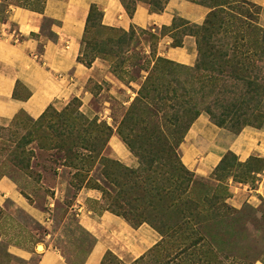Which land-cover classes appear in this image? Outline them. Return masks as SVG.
<instances>
[{
    "label": "rangeland",
    "instance_id": "rangeland-1",
    "mask_svg": "<svg viewBox=\"0 0 264 264\" xmlns=\"http://www.w3.org/2000/svg\"><path fill=\"white\" fill-rule=\"evenodd\" d=\"M42 2L1 0L0 19L5 20L8 5L38 10ZM199 3L208 11L204 23L176 32L178 37L181 31L195 37L192 66L157 56L153 33L102 27L93 10L78 60L96 71L83 94L60 110L47 109L42 123L19 112L9 126L0 127L10 128L0 130V179L12 181L43 218L9 200L0 206V264H35L36 257L23 260L12 251L41 253L43 243L59 250L70 264H81L94 240L79 226L77 213L82 208L98 215L113 202L130 222L154 229L165 225L163 241L159 234L160 241L130 264H264V159L241 162L227 152L209 175L200 176L181 159L184 125L171 120L176 110L180 120L188 118L180 116L188 102H202L203 108L214 96L236 105L264 104V75L254 73L264 71L261 11L245 0ZM228 66L232 69L226 72ZM250 78L254 82L242 97V80ZM223 89L230 93L227 97L218 95ZM171 104L176 109H168ZM247 122L259 128L264 116ZM93 139L98 145L91 153L82 144ZM159 141L173 146L175 157L163 153L156 162L148 159L153 142ZM67 144L71 155L59 149ZM18 155L28 169L7 162ZM85 191L97 192L98 200L86 197ZM176 218L182 219L183 236L171 231V219ZM103 262L123 264L110 254Z\"/></svg>",
    "mask_w": 264,
    "mask_h": 264
},
{
    "label": "crops",
    "instance_id": "crops-1",
    "mask_svg": "<svg viewBox=\"0 0 264 264\" xmlns=\"http://www.w3.org/2000/svg\"><path fill=\"white\" fill-rule=\"evenodd\" d=\"M158 1L161 11H156L151 0H46L40 13L8 5L5 20L0 19V127L9 126L19 112L35 120L47 107L60 110L71 98L83 94L96 71L78 61L92 8L99 12L102 27L153 33L157 37V56L192 66L197 56L195 37L186 33L181 46L174 47L172 33L179 28H173V23L182 20L185 26H200L207 9L199 0ZM245 1L260 7V24L264 28V0ZM127 5L133 8L132 14L127 12ZM179 149L185 166L200 176L209 175L227 152L241 162L250 157L264 159V122L259 128L245 126L235 134L200 114ZM197 159L203 160L201 165L195 164ZM84 195L94 200L99 197L92 191ZM7 200L34 218L43 219L16 185L2 178L0 206ZM76 216L79 226L94 240L81 264H104L107 254L130 264L161 239L149 225L133 228L106 211L93 215L81 208ZM42 248L41 253L17 249L12 253L23 260L36 257L35 264H70L55 247L43 243Z\"/></svg>",
    "mask_w": 264,
    "mask_h": 264
},
{
    "label": "trees",
    "instance_id": "trees-1",
    "mask_svg": "<svg viewBox=\"0 0 264 264\" xmlns=\"http://www.w3.org/2000/svg\"><path fill=\"white\" fill-rule=\"evenodd\" d=\"M45 1L46 0H43L42 5H41V7L38 10H33V9L29 8L28 6H26L24 4L15 3L14 5L16 7H20V8H24V9H28V10H33L35 12L40 13L42 11V6H43ZM151 2L153 3L156 11H161V8H160L158 0H151ZM126 8H127V12L129 14L133 13V8L129 7L128 5L126 6ZM93 10L97 12V10L95 8H92L89 11L85 29H86L87 25L91 22V18H92V14H93L92 11ZM98 14H99V12H98ZM175 21H180L181 25L180 26H176L175 25ZM175 21L173 23V28L177 29V28H179L181 26H185V22L184 21H182V20H175ZM132 30L133 29H131L130 31H132ZM176 32H177V30L172 33L173 46L174 47H180L181 44H182V36L185 35L188 32L181 31L179 37L176 34ZM190 35H192V34H190ZM225 63L226 62L222 63V65H225ZM86 67H88V66H86ZM231 69H232V67L228 66V70L226 72L231 71ZM232 71H234V70H232ZM262 72H263V75H264V71L263 70L254 69V73L256 75L262 74ZM249 73L251 74L252 71H249ZM250 79H251V81L248 79V80H246L247 82L243 81L244 79L242 80L243 83L241 84V87H242V89L244 88L246 92L244 94H240V96L244 97V96H246V93L249 92L247 90L249 89L250 85H252L253 82H254V78H250ZM172 93L174 94V90H172ZM173 94H172V96H173ZM224 94L227 97L230 93L223 89L221 92H219L218 95L224 97ZM201 103L202 102H200V104H199L198 102H194V101H191V102L187 103V106L184 107L181 110V115H180L181 117H185V116L188 117V118L186 117L187 119H184V121L180 120V117L177 115L178 114V110H176V112L174 113V116H173V118L171 120L174 121L173 122L174 125L177 124V123L184 125L183 126L185 128L184 135L187 133V131L190 128V126L192 125V123L197 119V117L202 112L207 114L209 116V119H211L216 124V126L219 125L218 127L221 126V128L222 127H228L230 132L235 133V134L239 133L240 130L243 127H245V126L254 127V125H252V122H247V121H250L251 119L255 120V119L259 118V117H263L264 116V104L261 105V106H257V105L249 104L248 102L244 104V103L238 101V104L236 105L234 103H228L226 100L219 101L218 97L216 98L215 96H214V99L210 102V104H208L207 106H203V108H201V106H200V105H202ZM49 108L52 109L51 106L47 107L45 109V111L43 112V114L38 118V120L35 121V123H42L43 122L41 120L46 117V115L48 113L46 110L49 109ZM168 109L173 110V109H176V108H174L173 104H171V105L168 106ZM234 109L236 111H239L240 113L238 115L234 116V114H233V112L235 111ZM216 111L217 112L220 111L222 114H219V115L216 116V115L213 114ZM184 113H185V115H183ZM260 127H261V125H260ZM256 128H258V127H256ZM9 129L10 128H0V130H9ZM105 137H108V133H107V135ZM72 140L73 139L71 137V140L69 141V143H72ZM95 140L96 139H93L90 143H83L82 144L83 149H85V150L92 149V150H90V152L93 153L94 152L93 151L94 147L98 145V142L97 141L95 142ZM68 144L65 145V146H60L59 149H61V151H63L67 155H71L70 153H72V150H71L72 146L71 145L68 146ZM152 148L154 149V151H152V152L149 151V155H147V158L152 160V161H154V162H156L157 161L156 159L159 157V155L163 154V153H165L166 155L169 154L170 156H172V157L174 156L175 157V152L176 151L174 150L173 146H169V143H163V142L159 141L158 144H156V143L153 142ZM165 149H167V150L165 151ZM135 154L138 156L137 153H135ZM139 157H141V156H139ZM223 160H224V157L221 159V163H222ZM251 161H255L256 162L257 159L253 158V159H251ZM7 162L10 163L12 166L17 167L18 169H20L22 171H24V169H28L29 168L27 166V164L26 165L24 164V161L20 158L19 155L11 157L10 159H7ZM249 162H250V160H249ZM247 165H248V161L245 162V166H247ZM104 207H105L104 211H108V212H110L113 215H116V216H119V217L123 218L126 222L131 224L132 227L137 228L141 224H143V223H140L141 221H138L137 223H135L133 221L130 222L131 220L128 217H126V215L124 213H122L123 212L122 211V207L119 206L116 202L106 204V206H104ZM0 214H1V210H0ZM164 220L167 221V223H170L169 219H164ZM171 223H172V228H173V230L171 229L172 233L173 234L174 233L175 234L179 233V235L183 236V233H182V225H183L182 219H179V218L171 219ZM158 226L159 227H157L156 229H154L153 227H151V228L156 230L162 236V241H163V239L166 237V235L164 234V232H162V228L165 227V225L163 223H161ZM172 233H171V235H172ZM195 241L191 242V246L192 247L195 246Z\"/></svg>",
    "mask_w": 264,
    "mask_h": 264
},
{
    "label": "bare ground",
    "instance_id": "bare-ground-1",
    "mask_svg": "<svg viewBox=\"0 0 264 264\" xmlns=\"http://www.w3.org/2000/svg\"><path fill=\"white\" fill-rule=\"evenodd\" d=\"M39 250L42 251V246H39Z\"/></svg>",
    "mask_w": 264,
    "mask_h": 264
}]
</instances>
